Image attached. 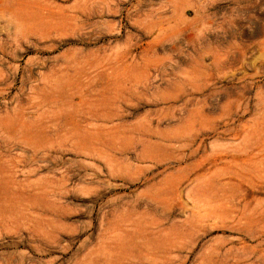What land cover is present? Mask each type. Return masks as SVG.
<instances>
[{
	"label": "rangeland",
	"instance_id": "obj_1",
	"mask_svg": "<svg viewBox=\"0 0 264 264\" xmlns=\"http://www.w3.org/2000/svg\"><path fill=\"white\" fill-rule=\"evenodd\" d=\"M0 264H264V0H0Z\"/></svg>",
	"mask_w": 264,
	"mask_h": 264
}]
</instances>
